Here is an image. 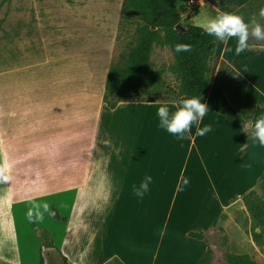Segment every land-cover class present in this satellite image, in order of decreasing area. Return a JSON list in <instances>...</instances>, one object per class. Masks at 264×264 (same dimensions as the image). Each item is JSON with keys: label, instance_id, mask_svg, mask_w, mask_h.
I'll list each match as a JSON object with an SVG mask.
<instances>
[{"label": "crops", "instance_id": "crops-1", "mask_svg": "<svg viewBox=\"0 0 264 264\" xmlns=\"http://www.w3.org/2000/svg\"><path fill=\"white\" fill-rule=\"evenodd\" d=\"M80 1L0 0V264H198L213 249L208 236L243 213L264 173V147L251 139L264 115V45L236 55L235 39L217 41L201 98L209 112L200 127L212 131L193 126L181 140L159 127L157 110L190 97L104 103L123 0ZM251 1L199 0L181 17L206 7L214 18ZM64 13L99 31L77 52L64 33L72 24L58 30ZM221 96L245 124L213 110ZM146 176L140 199L133 188ZM200 231L204 240L190 236Z\"/></svg>", "mask_w": 264, "mask_h": 264}, {"label": "trees", "instance_id": "trees-1", "mask_svg": "<svg viewBox=\"0 0 264 264\" xmlns=\"http://www.w3.org/2000/svg\"><path fill=\"white\" fill-rule=\"evenodd\" d=\"M264 7V0H252L244 7L236 10L235 14L243 15L248 22L250 13L258 12ZM189 11L188 5L178 7L175 0H123L121 23L126 19L140 18L136 30V41L127 47L118 61L112 62L106 80L104 103L115 109L121 102H156V99H144L148 94L149 85L157 84L160 76L153 74L152 51L155 45L166 46L175 57L174 74L178 78V87L173 91L176 100L180 97H204L210 86V66L216 50L217 40L207 35L203 28L186 23L181 14ZM176 44H187L191 51L176 52ZM250 44V42H249ZM213 110L225 116L230 122L245 124L244 118L233 105L221 96L212 103ZM264 191V173L259 180ZM245 208L250 213L254 227L253 241L263 249L264 247V203L260 201L254 190L243 197ZM52 218L60 219L54 210ZM259 229V232L256 231ZM38 235L44 247L53 245L46 231H39ZM191 237L204 240L202 231L190 234ZM208 249L204 258L198 263L203 264L210 254ZM65 264L66 258L63 257ZM229 264H260L248 254H230ZM40 264H44L43 258Z\"/></svg>", "mask_w": 264, "mask_h": 264}, {"label": "rangeland", "instance_id": "rangeland-1", "mask_svg": "<svg viewBox=\"0 0 264 264\" xmlns=\"http://www.w3.org/2000/svg\"><path fill=\"white\" fill-rule=\"evenodd\" d=\"M78 1L81 2L80 0ZM188 1L189 0H175V3L178 7H181L182 5H187ZM62 2L64 3V0H62ZM67 6L72 7L71 5H64V7ZM190 12V16L187 18L188 23H195L198 26H201L205 19H211L206 7H200L199 9L191 10ZM254 13L256 12L250 13V17ZM82 15L84 17L85 14ZM89 16L97 17L96 14H90ZM241 16L244 18L243 15ZM79 21L84 23L83 19ZM57 22L59 31H61L62 24L64 26L69 23L72 24L71 28L65 26L64 33L72 35V50H76V52L77 50L79 51L81 46L84 44L83 40L88 37V33L89 36L91 34L99 33L96 27H93L92 29H87L86 26L81 27L76 18L69 13H64L62 15L59 14ZM141 23L142 21L139 17H133L131 20L126 19L120 23L115 37L114 57L112 62L118 61L120 55L125 52L127 47L134 44L136 41V30L138 24ZM80 40L82 41V44ZM74 41H76V45L74 44ZM249 42L264 45V42H257L251 39ZM64 44V41H58V49H62ZM151 59L153 74H159L160 79L157 84L149 85L147 88L149 93L143 94L142 97L146 100H151L153 98L158 101L171 100L174 97L173 91L178 87V78L174 74L175 57L166 46L157 44L153 48ZM254 191L258 195L260 201L264 203V191L259 183ZM41 208L42 207L38 204L32 203L28 207V210L30 212L37 213L41 211ZM226 222L227 221H224L220 224L216 234L208 236V241L213 245V249H211L210 254L206 257L203 264H229L228 256L230 254H248L260 264H264V247L261 249L253 241L252 229L254 224L247 209H245L243 213H237L230 222ZM256 231L259 232V229Z\"/></svg>", "mask_w": 264, "mask_h": 264}, {"label": "clouds", "instance_id": "clouds-1", "mask_svg": "<svg viewBox=\"0 0 264 264\" xmlns=\"http://www.w3.org/2000/svg\"><path fill=\"white\" fill-rule=\"evenodd\" d=\"M203 2V0H200ZM264 7L254 13L245 22V19L235 13L223 12L211 19H205L202 23L204 32L215 37V39L225 45L229 40L235 39L236 47L235 54L240 55L249 47V41L264 42ZM175 51L188 52L191 51V46L187 44H176ZM161 103L160 101H156ZM174 110L166 103H161L157 110L159 119V127L166 130L169 134L178 139L189 138L193 126L196 127V134L204 136L212 131L211 125L200 127L204 117L209 112V107L202 102L200 96L182 99L178 104L174 105ZM251 139L258 142L261 147H264V115L259 116L253 125ZM7 176L0 172V180L6 181ZM152 183V177L146 176L138 188L134 187L133 192L137 198L142 199L149 191V185ZM188 180H184L186 185ZM47 207V205H45ZM31 216V213H29Z\"/></svg>", "mask_w": 264, "mask_h": 264}, {"label": "built area", "instance_id": "built-area-1", "mask_svg": "<svg viewBox=\"0 0 264 264\" xmlns=\"http://www.w3.org/2000/svg\"><path fill=\"white\" fill-rule=\"evenodd\" d=\"M198 1L199 0H189L188 1V6H190L191 8H194L198 5Z\"/></svg>", "mask_w": 264, "mask_h": 264}]
</instances>
